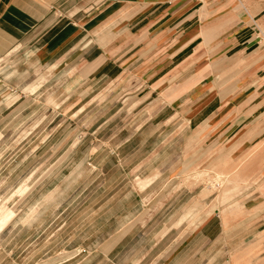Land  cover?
I'll list each match as a JSON object with an SVG mask.
<instances>
[{
	"label": "rangeland",
	"instance_id": "374dc122",
	"mask_svg": "<svg viewBox=\"0 0 264 264\" xmlns=\"http://www.w3.org/2000/svg\"><path fill=\"white\" fill-rule=\"evenodd\" d=\"M115 69H28L0 91V264H264V133L209 146L174 80Z\"/></svg>",
	"mask_w": 264,
	"mask_h": 264
},
{
	"label": "crops",
	"instance_id": "0c3cea01",
	"mask_svg": "<svg viewBox=\"0 0 264 264\" xmlns=\"http://www.w3.org/2000/svg\"><path fill=\"white\" fill-rule=\"evenodd\" d=\"M257 34L264 38V0H0V91L11 77L21 83L28 69L69 65L84 80L107 64L116 67L113 77L174 80L170 102L185 123L216 128L200 140L241 155L258 149L264 133V49ZM189 78L197 80L178 88ZM221 109L240 114L215 116ZM208 219L198 230L205 238ZM261 224L256 234L264 233Z\"/></svg>",
	"mask_w": 264,
	"mask_h": 264
},
{
	"label": "bare ground",
	"instance_id": "6f19581e",
	"mask_svg": "<svg viewBox=\"0 0 264 264\" xmlns=\"http://www.w3.org/2000/svg\"><path fill=\"white\" fill-rule=\"evenodd\" d=\"M2 221V220H1Z\"/></svg>",
	"mask_w": 264,
	"mask_h": 264
}]
</instances>
